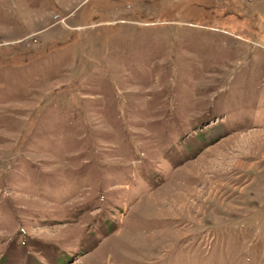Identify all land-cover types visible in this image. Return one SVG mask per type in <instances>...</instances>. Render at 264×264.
Segmentation results:
<instances>
[{"label": "rangeland", "instance_id": "374dc122", "mask_svg": "<svg viewBox=\"0 0 264 264\" xmlns=\"http://www.w3.org/2000/svg\"><path fill=\"white\" fill-rule=\"evenodd\" d=\"M0 264H264V0H0Z\"/></svg>", "mask_w": 264, "mask_h": 264}]
</instances>
